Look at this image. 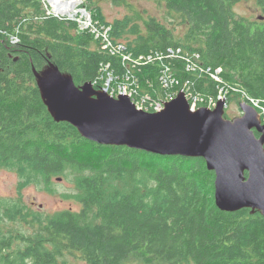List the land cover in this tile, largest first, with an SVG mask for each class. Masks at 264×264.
<instances>
[{
    "label": "trees",
    "instance_id": "1",
    "mask_svg": "<svg viewBox=\"0 0 264 264\" xmlns=\"http://www.w3.org/2000/svg\"><path fill=\"white\" fill-rule=\"evenodd\" d=\"M96 1L87 0L86 6L96 8ZM156 1L185 25L180 40L154 16L142 25L126 17L109 22L96 12L92 16L110 23L112 35L136 54L169 46L196 50L205 64L222 68L226 82L264 96V18L238 16L233 8L240 0ZM258 4L264 15V0ZM12 35L18 38L14 44ZM48 61L76 85L92 83L101 63L114 68L117 63L75 22L47 14L41 0H0V167L36 174L46 185L54 175L80 173L76 199L81 204L78 211H57L46 222L33 214L31 233L0 234L1 250L15 239L25 243L4 254V264H69L71 252L86 264H264V217L250 208L219 210L215 174L203 158L102 145L67 122H55L33 73ZM173 64L177 88L189 79L198 91L216 92L207 76L194 77L181 63ZM156 73L155 65L141 69L142 91L151 92L152 84L161 90ZM13 209L4 203L8 216H15Z\"/></svg>",
    "mask_w": 264,
    "mask_h": 264
},
{
    "label": "water",
    "instance_id": "2",
    "mask_svg": "<svg viewBox=\"0 0 264 264\" xmlns=\"http://www.w3.org/2000/svg\"><path fill=\"white\" fill-rule=\"evenodd\" d=\"M33 73L55 122H67L83 138L102 145L201 157L215 174L214 202L219 210L250 208L264 217V125L253 107L240 103L241 115L230 119L225 117L224 101L212 110L192 111L179 92L161 111L147 112L125 95L114 98L95 89L90 81L76 85L50 61L40 71L33 68Z\"/></svg>",
    "mask_w": 264,
    "mask_h": 264
},
{
    "label": "built area",
    "instance_id": "3",
    "mask_svg": "<svg viewBox=\"0 0 264 264\" xmlns=\"http://www.w3.org/2000/svg\"><path fill=\"white\" fill-rule=\"evenodd\" d=\"M41 2L47 14L75 22L78 31L89 33L98 42L100 50L116 58V68L109 62L100 64L98 75L92 81L95 89L102 90L114 98L125 95L137 109L147 112L161 111L179 92L185 94L192 111L203 107L212 110L219 101H224L225 107H228L229 95L237 93L238 104L243 103L253 107L258 113L260 124L264 125V96L253 97L239 86L226 82L222 68L205 64L200 54L187 51L182 46H169L164 50H150L136 54L123 40L112 35L110 23L102 22L92 16L84 0H41ZM17 41L16 36H10L11 43ZM174 62L181 63L182 70L192 73L194 77L204 75L210 78L215 82L216 92L209 94L198 91L193 88V83L189 79L184 80L177 88L179 78L172 71ZM147 65L156 66L160 91H155L153 84L151 92L142 91L138 73ZM148 82L150 83L149 80Z\"/></svg>",
    "mask_w": 264,
    "mask_h": 264
},
{
    "label": "rangeland",
    "instance_id": "4",
    "mask_svg": "<svg viewBox=\"0 0 264 264\" xmlns=\"http://www.w3.org/2000/svg\"><path fill=\"white\" fill-rule=\"evenodd\" d=\"M86 3L87 0H84L85 6ZM95 5L96 8H91L89 5L86 8L91 14L96 12L103 16L102 19L109 22L126 17L130 18L131 23L137 22L142 25L148 16H154L173 29L176 40H180L186 29L185 25L179 24V18L174 13L168 15L163 4L156 0H125L124 2L97 0ZM233 9L238 16L253 21L264 16L258 0H240ZM186 50L200 54L196 50H189V48ZM236 100L235 97L227 104L228 107H225L226 115L229 118L238 116L240 113ZM28 174L22 175L13 167H0V234L2 235L17 237L21 233L33 232L34 228L31 223L33 214L38 220L46 222L57 211L64 209L78 211L81 208V204L76 199L78 192L76 182L80 173L66 171L62 175H54L48 185L36 174ZM5 202L14 206L15 209L12 212L15 213V216H8L4 212ZM19 212L21 213L19 214ZM21 217H24L25 220H21ZM24 244L22 240L15 239L10 248L0 249V264H4V254L15 251L23 247ZM66 259L69 264H86L78 253H66Z\"/></svg>",
    "mask_w": 264,
    "mask_h": 264
},
{
    "label": "flooded vegetation",
    "instance_id": "5",
    "mask_svg": "<svg viewBox=\"0 0 264 264\" xmlns=\"http://www.w3.org/2000/svg\"><path fill=\"white\" fill-rule=\"evenodd\" d=\"M239 112H240L239 115H241V111H239ZM239 115H238V116H239ZM225 117H226V118H229V117H227L226 112H225ZM235 117H237V116H235ZM232 118H234V117H232ZM232 118H230V119H232ZM255 135L258 136L259 134H258L257 132H255Z\"/></svg>",
    "mask_w": 264,
    "mask_h": 264
}]
</instances>
